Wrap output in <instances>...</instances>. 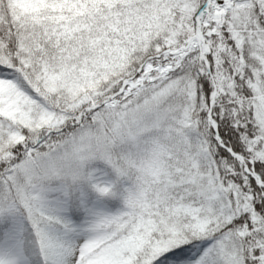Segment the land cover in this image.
I'll use <instances>...</instances> for the list:
<instances>
[{"label": "snow or ice", "instance_id": "obj_1", "mask_svg": "<svg viewBox=\"0 0 264 264\" xmlns=\"http://www.w3.org/2000/svg\"><path fill=\"white\" fill-rule=\"evenodd\" d=\"M0 264H264V0H0Z\"/></svg>", "mask_w": 264, "mask_h": 264}]
</instances>
